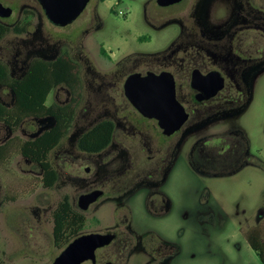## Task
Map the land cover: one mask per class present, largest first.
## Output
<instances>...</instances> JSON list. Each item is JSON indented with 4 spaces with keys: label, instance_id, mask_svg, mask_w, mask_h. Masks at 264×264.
I'll return each instance as SVG.
<instances>
[{
    "label": "flooded vegetation",
    "instance_id": "1",
    "mask_svg": "<svg viewBox=\"0 0 264 264\" xmlns=\"http://www.w3.org/2000/svg\"><path fill=\"white\" fill-rule=\"evenodd\" d=\"M106 1L113 2L108 11L115 17L112 10L121 0L100 3ZM127 1L142 10L143 30L152 33L140 35L137 43H150L166 28L172 29V36L168 35L169 44L159 51L133 54L136 57L129 60L131 71L110 83L119 91L120 100L113 98L93 117L88 113L85 125L74 134L68 149L62 150V161L73 166L69 178L82 188L73 199L63 197L68 198L74 212L83 216L84 228L90 213L95 226L93 231L82 233L83 228L78 236L100 234L110 238L95 250L93 258L80 264H194L203 221L221 231L219 235L225 239H241L258 262L234 255L233 264H263L264 214L251 225L237 219L225 231L215 221L214 211H198L208 203L207 188L200 195L193 188L189 193L192 205L184 207L183 183L176 174L186 167L198 176L229 177L245 167L260 166V159L249 152L247 135L230 123L250 104L252 85L264 70V0H180L167 5L159 0ZM164 1L168 0L160 2ZM101 56L109 59L107 53L101 52ZM7 71L10 78L20 79ZM147 73L171 76L175 99L187 114L185 122L170 134L164 133L158 120L143 115L125 95L126 79L133 74L145 77ZM193 75L202 84L205 78L207 82L221 80L222 89L199 101L197 97L206 94L192 88ZM4 88L10 91L13 103L11 90L0 84V89ZM75 104L69 99L67 104L50 105L68 119V131L76 118ZM89 110L85 107L83 111ZM30 119L50 122L35 138L55 126L52 118ZM216 123L228 127L204 134ZM97 126L104 130L98 137L84 138ZM68 131L51 150L49 160ZM190 137L194 139L187 143ZM55 157L60 158V154ZM93 192H99L97 198L81 209L79 198ZM71 241L60 248L55 246L59 253L52 262Z\"/></svg>",
    "mask_w": 264,
    "mask_h": 264
},
{
    "label": "rangeland",
    "instance_id": "2",
    "mask_svg": "<svg viewBox=\"0 0 264 264\" xmlns=\"http://www.w3.org/2000/svg\"><path fill=\"white\" fill-rule=\"evenodd\" d=\"M0 3L13 11L9 18L1 19L9 33L0 40V61L10 69L13 78H21L34 60L52 61L63 54L76 65L77 85L57 87L46 102L50 106L67 104L69 99L76 101V118L71 129L60 148L50 155V162L58 173L56 184L50 189L44 188L40 169L19 154L18 146L0 163V264H50L59 253L52 235L54 209L63 196L73 199L82 189L69 178L73 166L69 161H62V150L68 149L74 134L85 125L88 113L93 117L100 114L113 98L120 100L119 91L110 83L121 80V75L131 71L129 60L136 57L133 54L163 49L171 40L168 35L172 36V29L166 28L148 44L137 43V37L152 33L143 30L142 10L127 0H121L112 10L115 17L108 11L113 2L106 1L102 5L100 0H91L77 20L65 28L50 24L36 0H0ZM26 16L31 17L29 25L22 33L14 32ZM101 49L109 59L101 56ZM252 86L250 104L230 124L247 135L249 152L260 159V166L245 167L229 177L198 176L186 167L176 174L177 180L183 183L184 207L192 205L189 193L193 188L198 195L207 188L208 203L200 206L198 211H214L215 221L222 224L220 227L225 231L232 228L237 219L251 225L261 213L264 214V70ZM0 101L7 107L12 106L8 89H0ZM85 107L90 109L89 112L83 111ZM49 126L48 120L29 118L11 133L0 124V145L11 138L20 142L34 139ZM226 127L228 125L224 123H216L204 134L216 133ZM193 139L190 137L187 143ZM58 153L60 158L56 159ZM91 217L92 213L88 214L82 233L95 229ZM203 222L194 264H233L234 255L257 262L241 239H225L219 235L221 231L208 227V221ZM244 248L248 250L246 254Z\"/></svg>",
    "mask_w": 264,
    "mask_h": 264
},
{
    "label": "trees",
    "instance_id": "3",
    "mask_svg": "<svg viewBox=\"0 0 264 264\" xmlns=\"http://www.w3.org/2000/svg\"><path fill=\"white\" fill-rule=\"evenodd\" d=\"M30 16H26L20 26L13 29L22 33L29 25ZM9 33V28L0 21V40ZM103 55L105 51L101 49ZM76 65L68 55H61L52 61L34 60L20 79L10 78L7 67L0 62V84L7 86L14 102L7 107L0 102V124L11 133H15L21 123L28 118H52L55 126L43 132L39 137L16 141L11 138L0 145V163L6 160L11 150L18 146L19 154L36 165L41 171V184L50 189L57 182V173L49 160L51 150L58 144L68 131L66 119L54 106H47L50 93L61 86H70L77 81ZM103 130L97 126L88 132L84 138H96ZM18 142V143H16ZM101 147H98L99 150ZM84 228V218L74 212L67 197H63L53 213V240L55 246L63 247L69 241L81 234ZM264 264V259H263Z\"/></svg>",
    "mask_w": 264,
    "mask_h": 264
},
{
    "label": "water",
    "instance_id": "4",
    "mask_svg": "<svg viewBox=\"0 0 264 264\" xmlns=\"http://www.w3.org/2000/svg\"><path fill=\"white\" fill-rule=\"evenodd\" d=\"M40 5L46 19L55 27L65 28L71 25L83 13L90 0H36ZM161 5L172 4L180 0H168L160 2ZM10 7L0 3V19L9 18L12 15ZM195 75V74H194ZM193 75L192 88L199 93L197 100L209 99L222 89L221 80L203 82ZM169 77V79H168ZM126 97L145 116L155 118L165 134L177 130L186 120L187 114L181 104L175 99L174 83L168 73L155 75L147 73L145 77L139 74L129 76L124 84ZM99 192H93L79 198V207L86 209L93 202ZM110 240L100 234L81 235L71 241L67 247L54 259L52 264H80L88 258H93L97 248Z\"/></svg>",
    "mask_w": 264,
    "mask_h": 264
}]
</instances>
